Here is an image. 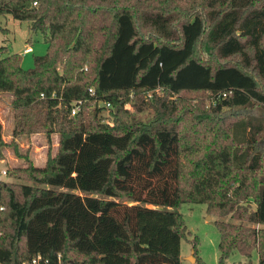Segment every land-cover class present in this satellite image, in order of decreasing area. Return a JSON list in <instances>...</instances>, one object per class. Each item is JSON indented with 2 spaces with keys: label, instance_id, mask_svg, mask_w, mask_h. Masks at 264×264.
Wrapping results in <instances>:
<instances>
[{
  "label": "trees",
  "instance_id": "16d2710c",
  "mask_svg": "<svg viewBox=\"0 0 264 264\" xmlns=\"http://www.w3.org/2000/svg\"><path fill=\"white\" fill-rule=\"evenodd\" d=\"M7 15L48 47L29 70L0 48L13 135L60 137L44 167L15 171L67 190L0 184V264H181L184 203L232 219L216 221L219 264H264V116L222 115L264 105V0H0ZM207 93L215 105L191 112L169 99ZM107 103L113 125L99 116ZM13 145L26 158L0 134V150Z\"/></svg>",
  "mask_w": 264,
  "mask_h": 264
},
{
  "label": "rangeland",
  "instance_id": "374dc122",
  "mask_svg": "<svg viewBox=\"0 0 264 264\" xmlns=\"http://www.w3.org/2000/svg\"><path fill=\"white\" fill-rule=\"evenodd\" d=\"M143 2H138L139 5ZM146 5V4H145ZM136 12L137 8H133ZM0 48L6 47L7 52L2 55L3 58L12 55H20L22 58V67L26 70L34 67V59L38 56H43L47 52V45L44 42V37L41 33H36L32 30L29 22H21L14 20L12 16L7 15L0 18ZM32 48L33 52L25 54L24 51L27 48ZM203 55V52L201 53ZM155 96H165V91H157L151 94H144L146 103H151ZM182 99L185 101V106L189 108V112L193 107L201 106L209 109L215 105L212 101V96L207 94H180L176 96H169V99ZM11 97L9 94H2L0 96V134L3 142L10 143L16 142L19 151L26 155V158L18 156L14 151L13 146H2L0 150V184L11 183L16 185V189L19 190L18 185H32L36 187H46L54 189L55 191L67 190L65 187H59L55 185L41 184L34 181L31 178L30 173L23 172L17 173L15 168L27 167L33 164L36 167H44L48 160V151L51 149V154L54 155L59 145V134L53 133L51 140L45 132L23 134L17 137L13 135V128L15 123L14 110L10 103ZM140 102V101H139ZM143 104V103H142ZM130 112L138 119L148 120L152 118V109L146 111H138L133 102H128L125 106ZM263 109L264 105L253 104L247 108L237 109H224V114H252L254 117L260 116L259 111ZM250 113V114H249ZM100 118H103L102 122L113 125V118L111 116L110 108H106L100 113ZM242 115L236 118L239 119ZM249 118V117H247ZM262 127L261 141L264 142V120L260 121ZM241 126H237L238 131H242ZM7 170V175H3L2 170ZM185 219V223L191 232L188 239L181 241V264H200V262H191L188 257L194 253L195 257L199 258L206 264H219L220 251L218 248L221 234L217 227V220H232L230 217L221 218L217 215L208 212L207 205L204 203H184L177 209ZM264 227V225H263ZM194 238L196 241V248L194 245ZM243 256L238 253L233 254L228 262H237L243 260ZM197 260V259H196ZM254 261H258V254L254 252Z\"/></svg>",
  "mask_w": 264,
  "mask_h": 264
},
{
  "label": "built area",
  "instance_id": "2783aa9c",
  "mask_svg": "<svg viewBox=\"0 0 264 264\" xmlns=\"http://www.w3.org/2000/svg\"><path fill=\"white\" fill-rule=\"evenodd\" d=\"M35 5H36V3H35ZM32 52H33V49L30 47L24 51L25 54H29ZM157 91H164V89L158 88L157 90H155V92H157ZM89 92L91 95L95 94V91L93 89H90ZM155 92H153V93H155ZM151 93L152 92H150L148 94H151ZM223 95L226 96V94H223ZM55 96H56V94H53V97H55ZM42 98H45L44 94H42ZM83 103H84L83 100H76L75 102H73V106L71 108V112L73 115L77 114L81 110ZM106 106L108 108L111 107L110 103H107ZM2 173H3V175H7V170L6 169L2 170ZM3 209H4V206L2 204H0V211ZM22 264H49V260L45 259L42 254H37L34 257H32L31 259L23 262Z\"/></svg>",
  "mask_w": 264,
  "mask_h": 264
},
{
  "label": "water",
  "instance_id": "95a60500",
  "mask_svg": "<svg viewBox=\"0 0 264 264\" xmlns=\"http://www.w3.org/2000/svg\"><path fill=\"white\" fill-rule=\"evenodd\" d=\"M259 115L260 116H264V110L263 109H261L260 111H259ZM194 250L192 251V254L188 257V260H190L191 262H196V257L194 256Z\"/></svg>",
  "mask_w": 264,
  "mask_h": 264
},
{
  "label": "crops",
  "instance_id": "0c3cea01",
  "mask_svg": "<svg viewBox=\"0 0 264 264\" xmlns=\"http://www.w3.org/2000/svg\"><path fill=\"white\" fill-rule=\"evenodd\" d=\"M30 54V53H29Z\"/></svg>",
  "mask_w": 264,
  "mask_h": 264
}]
</instances>
